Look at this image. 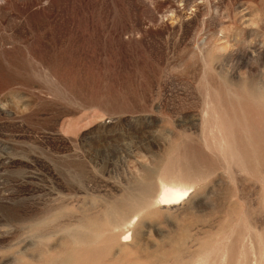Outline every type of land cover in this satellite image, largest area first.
I'll return each mask as SVG.
<instances>
[{
	"label": "rangeland",
	"instance_id": "374dc122",
	"mask_svg": "<svg viewBox=\"0 0 264 264\" xmlns=\"http://www.w3.org/2000/svg\"><path fill=\"white\" fill-rule=\"evenodd\" d=\"M159 254L264 264V0H0V264Z\"/></svg>",
	"mask_w": 264,
	"mask_h": 264
},
{
	"label": "bare ground",
	"instance_id": "6f19581e",
	"mask_svg": "<svg viewBox=\"0 0 264 264\" xmlns=\"http://www.w3.org/2000/svg\"><path fill=\"white\" fill-rule=\"evenodd\" d=\"M187 194V189H173L168 193H163L160 197V202L163 206L176 204L185 199ZM162 259H164L162 254L155 255L153 258L154 262H148L147 264H163Z\"/></svg>",
	"mask_w": 264,
	"mask_h": 264
}]
</instances>
